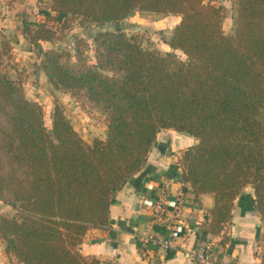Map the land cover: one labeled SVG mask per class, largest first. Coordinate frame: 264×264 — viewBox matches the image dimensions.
Segmentation results:
<instances>
[{
  "label": "trees",
  "instance_id": "obj_1",
  "mask_svg": "<svg viewBox=\"0 0 264 264\" xmlns=\"http://www.w3.org/2000/svg\"><path fill=\"white\" fill-rule=\"evenodd\" d=\"M43 3V18L25 16L21 27L40 49L39 66L54 87L84 90L107 122L104 137L87 142L54 104L48 129L41 104L0 68V199L16 209L0 212L5 253L21 264H101L81 252L82 238L89 227L108 225L114 193L163 127L196 138L180 162L193 198L214 195L201 234L220 236L235 196L251 184L264 244V0H235L232 33L213 0ZM136 10L179 16L165 40L172 50L144 47L118 25ZM74 20L115 25L93 34L91 63L72 64L43 47Z\"/></svg>",
  "mask_w": 264,
  "mask_h": 264
},
{
  "label": "crops",
  "instance_id": "obj_2",
  "mask_svg": "<svg viewBox=\"0 0 264 264\" xmlns=\"http://www.w3.org/2000/svg\"><path fill=\"white\" fill-rule=\"evenodd\" d=\"M32 1L35 0H11L8 4L0 0V20L4 23L13 14L18 17L23 11L27 13V4ZM129 16L123 21L129 20ZM176 17L177 22L179 16ZM195 142L196 138L186 131L160 128L143 165L114 193L108 225L89 227L80 243L81 252L96 257L101 264H190L184 250L199 247L214 235L201 234L204 214L214 204L213 193L201 192L193 198L189 183L175 177L178 172L182 175V151ZM163 185L170 194L179 187L185 193L184 228L182 235L176 238L175 248L140 241L144 234L167 233L170 207L165 205L161 217L152 220V207L146 201ZM262 231L260 214L254 206L253 186L247 184L235 196L231 216L224 222L221 235H216L218 238L227 236L225 243L219 242V258L232 264H262L263 254L259 249L261 245L264 247Z\"/></svg>",
  "mask_w": 264,
  "mask_h": 264
},
{
  "label": "rangeland",
  "instance_id": "obj_3",
  "mask_svg": "<svg viewBox=\"0 0 264 264\" xmlns=\"http://www.w3.org/2000/svg\"><path fill=\"white\" fill-rule=\"evenodd\" d=\"M10 1L6 0L8 4L11 3ZM44 1L29 2L27 13L23 11L18 17L13 14L4 23L0 20V68L7 71L11 77L18 78L26 96L41 104L44 123L48 129L51 127L52 108L54 104H59L85 141L91 142L95 136L104 137L107 122L106 113L87 98L84 90L70 91L54 87L39 66L42 57L39 47H34L21 31L23 17L26 16L32 20L43 18L40 10ZM213 1L222 6V28L224 32L232 33L236 15L235 0ZM176 16L178 15L172 13L139 11L130 15L129 20L120 21L118 25L128 33L135 32L144 47L155 48L164 52L172 50L165 40L175 25ZM114 26L108 22L80 24L74 20L67 29L58 32L52 41L42 44L43 47L49 45L63 51V59L72 64L91 63L96 59L97 54L96 46L92 42L93 34L99 29H113ZM174 51L181 58H185L184 53L179 48L174 49ZM15 211L16 209L6 200L0 199V212L10 215ZM259 249L264 256V247L261 245ZM0 264H21L14 257L5 253L1 240Z\"/></svg>",
  "mask_w": 264,
  "mask_h": 264
},
{
  "label": "built area",
  "instance_id": "obj_4",
  "mask_svg": "<svg viewBox=\"0 0 264 264\" xmlns=\"http://www.w3.org/2000/svg\"><path fill=\"white\" fill-rule=\"evenodd\" d=\"M176 178L182 179V175L176 173ZM185 181V180H183ZM148 205L152 207L150 219H159L162 215L164 206L170 207L171 217L168 218V230L164 235L144 234L140 236V241L145 244L159 245L164 248H175L176 238L183 233L182 214L185 207V193L179 187L175 193L167 192L166 186L146 199ZM219 238L211 235L203 241L202 245L196 248L184 250V256L190 264H232L228 260H221L218 255Z\"/></svg>",
  "mask_w": 264,
  "mask_h": 264
}]
</instances>
